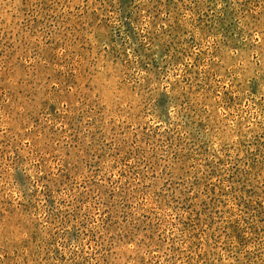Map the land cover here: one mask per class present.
Returning <instances> with one entry per match:
<instances>
[{
    "label": "rangeland",
    "instance_id": "rangeland-1",
    "mask_svg": "<svg viewBox=\"0 0 264 264\" xmlns=\"http://www.w3.org/2000/svg\"><path fill=\"white\" fill-rule=\"evenodd\" d=\"M0 264H264V0H0Z\"/></svg>",
    "mask_w": 264,
    "mask_h": 264
}]
</instances>
